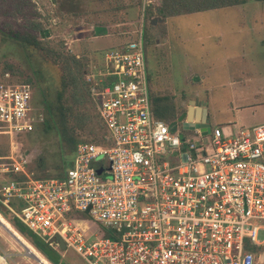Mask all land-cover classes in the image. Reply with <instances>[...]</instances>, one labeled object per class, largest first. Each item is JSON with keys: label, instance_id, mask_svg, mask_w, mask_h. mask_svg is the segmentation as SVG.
I'll return each instance as SVG.
<instances>
[{"label": "built area", "instance_id": "obj_1", "mask_svg": "<svg viewBox=\"0 0 264 264\" xmlns=\"http://www.w3.org/2000/svg\"><path fill=\"white\" fill-rule=\"evenodd\" d=\"M103 57L104 71L86 75L103 143L77 142L60 176L33 177L14 151L44 117L30 83L1 74L0 203L51 247L61 237V256L73 250L84 264H264V123L230 136L218 126L172 131L152 111L142 30ZM8 258L0 253V264Z\"/></svg>", "mask_w": 264, "mask_h": 264}, {"label": "rangeland", "instance_id": "obj_2", "mask_svg": "<svg viewBox=\"0 0 264 264\" xmlns=\"http://www.w3.org/2000/svg\"><path fill=\"white\" fill-rule=\"evenodd\" d=\"M144 1L0 0V77L8 65L16 80L28 77L33 110L48 117L45 103H56L64 73L62 62L54 59L50 50L79 55L90 89L86 80L89 70L104 71V53L142 30L152 96L164 100L167 120L186 114L191 101L203 98L209 102L211 126L220 125L227 136L239 123L245 127L264 123V2L247 0L242 5L162 17L157 11L162 0H153L143 9ZM151 18L157 21L150 23ZM238 21L245 22L247 32L231 31ZM33 22L49 31L42 46L18 39L27 29L40 37L30 28ZM258 22L261 33L257 32ZM101 27L105 31L99 34ZM219 30L223 33L217 34ZM218 36L224 40L222 44ZM234 51L244 57V76L229 72L226 56ZM230 77H240L243 83L233 86L228 82ZM69 92L70 88L64 90L63 101L74 107L75 114L69 117L68 134L77 142L99 141L102 129L91 98L84 97L80 105H73ZM79 111L81 119L76 121ZM14 140V151L26 155V170L33 177L59 174L73 156V144L64 141L57 128L45 131L42 123ZM7 152L8 141L0 137V153ZM1 208L7 217L12 214L4 205ZM0 220L8 226L1 214ZM86 220L88 228L94 230L96 223ZM23 241L43 263L51 264L28 240ZM3 251L8 253L10 264H39L25 255L22 245L0 225V253ZM62 257L67 264H84L73 250Z\"/></svg>", "mask_w": 264, "mask_h": 264}, {"label": "trees", "instance_id": "obj_3", "mask_svg": "<svg viewBox=\"0 0 264 264\" xmlns=\"http://www.w3.org/2000/svg\"><path fill=\"white\" fill-rule=\"evenodd\" d=\"M247 0H162V4L157 7L158 13L164 17V16H175L180 14H187V13H193V12H199L204 10H209L213 8H222L226 6L231 5H237L240 3H244ZM256 1H264V0H256ZM147 8L149 7L146 6ZM146 8V9H147ZM160 21H163V18L159 19ZM157 21L155 18H151L149 20L150 23H155ZM30 28L33 30H37L40 37H36L29 33L30 31L27 29V32H25L21 37H18L19 41H28L29 43L42 46L43 41L49 37V31L47 29H41L39 27L38 23H31ZM105 29L101 27L98 29L99 34L104 33ZM16 38V37H15ZM144 45H145V38H144ZM51 56L61 61L63 64V70L64 73L60 77V86L57 90V96H56V103L50 104L45 103L47 115L48 117H44L42 121V126L45 131L50 129L57 128V131L62 135V138L67 143L73 144L72 154L75 149V145L77 144V141L69 135V127H68V121L69 117L75 114L74 107L71 105L64 104L63 101V92L65 89L70 88V102L73 105H80L82 101H84V97H90L91 101L94 105L96 115L98 117V121L101 126V133L99 136V141L94 142L96 144H102L103 143V137L105 134L103 125L101 124L97 107H98V101L97 99L90 94L89 88L87 89L86 83H85V77L84 73L86 69H82L83 63H81V57L79 55H63L62 53L56 52L54 50H50ZM10 69V70H9ZM12 67L8 65L5 67V69L2 72L5 71H11ZM83 76V79L82 77ZM149 80V78H148ZM22 82L30 83L31 80L26 77L24 79H21ZM149 90H150V100H151V107L153 114L156 118L163 120L166 124H168L169 128L172 131L179 130L183 134H188L189 130H185L183 128V121L185 120L186 114H181L179 117L173 118L172 120H167L168 112L165 109L164 100L161 98H153L152 96V90L149 80ZM81 111L77 113L75 116V120L78 121V119H81ZM173 112H171L170 116L173 117ZM79 142V141H78ZM2 154V153H0ZM71 154V155H72ZM71 156L68 160V162L65 163V167L71 164ZM64 167V168H65ZM62 171L54 176H60ZM51 177V176H48ZM40 178H46V177H40ZM3 205L0 203V214L2 217L7 219L8 226L21 238L28 240L32 246H34L51 264H67L66 261H64L63 257L61 256L58 247V250L51 247L47 242L42 240L40 237H38L34 232H32L30 229H28L20 220H18L13 214L10 212V216L8 214V217L6 216L5 209L1 208ZM8 209V208H7ZM7 211V210H6ZM82 217L86 218V214L81 213ZM96 228H98L100 234L109 236L110 234L102 229L101 227H98L97 225H94Z\"/></svg>", "mask_w": 264, "mask_h": 264}, {"label": "water", "instance_id": "obj_4", "mask_svg": "<svg viewBox=\"0 0 264 264\" xmlns=\"http://www.w3.org/2000/svg\"><path fill=\"white\" fill-rule=\"evenodd\" d=\"M183 128L186 130L199 129L203 135H206L210 132L211 125L207 117L205 104L202 101L197 100L190 102V105L187 107L185 120L183 121ZM96 170H100L99 165L96 166ZM56 238L59 242L60 248L64 249L65 245L61 237L56 235ZM16 240L21 245H23V243H21L19 239L16 238ZM24 254L35 259L39 264H44L39 259V257H37V255H35L34 253H31L30 250L25 251Z\"/></svg>", "mask_w": 264, "mask_h": 264}, {"label": "crops", "instance_id": "obj_5", "mask_svg": "<svg viewBox=\"0 0 264 264\" xmlns=\"http://www.w3.org/2000/svg\"><path fill=\"white\" fill-rule=\"evenodd\" d=\"M248 1H250V0H248ZM261 2H264V1H261ZM240 4L242 5L243 3H240ZM240 4H237V5H240ZM231 6H236V5H231ZM226 7H230V6H226ZM222 8H225V7H222ZM213 9H218V8H213ZM209 10H211V9H209ZM256 26L258 27L257 32L261 33L262 24L260 22H258V23H256ZM244 27H245V22L238 21L237 24L234 25V28L231 29V31H233V32L244 31V33H245V32H247L248 29H246ZM221 33H223V32H221V30H219V32H217V34H221ZM217 41L219 42V44H222L224 42V40L221 39L220 36L217 37ZM226 43L227 42L225 41V45H226ZM233 43L237 45L238 42L235 41ZM227 56H226V58L229 60L228 61V63H229L228 67H229L230 74H233V72H235V74H237V75L244 76V74H245L244 71H246V69L244 68L245 66L243 64V58L244 57L242 56V53L238 54V52L234 51V52H232L231 54H229ZM240 80H241L240 77H238L236 79L230 77L228 82L230 84H232L233 86H235V85H237L239 83H243V82H240ZM200 83H202V82H200ZM197 84H199L198 81H197ZM199 101H202L205 104V107H206V110H207V117L209 119V110H208L209 102H208V100L201 98ZM209 123H210V120H209ZM238 125H242V124L239 123ZM215 126L221 127L220 125H215Z\"/></svg>", "mask_w": 264, "mask_h": 264}, {"label": "bare ground", "instance_id": "obj_6", "mask_svg": "<svg viewBox=\"0 0 264 264\" xmlns=\"http://www.w3.org/2000/svg\"><path fill=\"white\" fill-rule=\"evenodd\" d=\"M0 225H2V226H4V228H6L9 232H10V234L16 239H19V241L21 242V243H23V245H22V247L24 248V249H26L25 251H27V250H30V252L31 253H34L31 249H29V247L26 245V243L23 241V239H21V237L20 236H18L14 231H12V229H10L5 223H3V221H1L0 220ZM21 245V244H20ZM35 255H36V253H34ZM37 257H39L38 255H37ZM39 259H40V257H39ZM41 261H42V259H40ZM42 263H43V261H42ZM45 264V263H44Z\"/></svg>", "mask_w": 264, "mask_h": 264}]
</instances>
